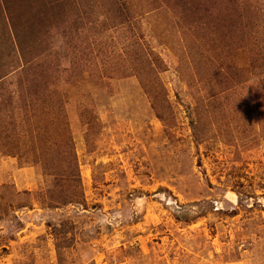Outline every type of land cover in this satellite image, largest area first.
Masks as SVG:
<instances>
[{
	"label": "rangeland",
	"instance_id": "rangeland-1",
	"mask_svg": "<svg viewBox=\"0 0 264 264\" xmlns=\"http://www.w3.org/2000/svg\"><path fill=\"white\" fill-rule=\"evenodd\" d=\"M0 264H264V0H0Z\"/></svg>",
	"mask_w": 264,
	"mask_h": 264
}]
</instances>
